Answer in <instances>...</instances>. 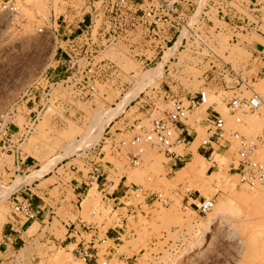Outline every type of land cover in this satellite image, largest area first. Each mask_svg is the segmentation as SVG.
<instances>
[{"label":"rangeland","instance_id":"rangeland-1","mask_svg":"<svg viewBox=\"0 0 264 264\" xmlns=\"http://www.w3.org/2000/svg\"><path fill=\"white\" fill-rule=\"evenodd\" d=\"M9 1L0 0V264H91L75 249L96 232L115 250L108 264H264V186L250 188L240 182L231 165L236 161L234 148H215V163L208 153L206 158L200 155L205 133L198 122L207 117L205 108L187 121L199 137L189 159L176 168H170L164 154L150 149L139 165L131 164V149L121 145L142 134L163 112V93H153V88L194 93L207 85L210 104L226 118L228 129L256 137L264 132V109L246 114L238 124L226 107L235 94L250 96V90H237L233 77L226 79V87L206 79L202 74L208 64L182 61L169 76L158 79L161 67L142 70L112 55L130 76L104 83L82 100L71 87L58 83L47 104L40 103L35 84L41 83L56 44L37 30L45 28L53 10L57 17L67 4L12 0L20 8L16 15L2 9ZM232 35L225 29L217 36L220 55L264 95V25L238 34V42H230ZM40 104L45 105L43 111ZM260 153L264 158V148ZM95 167L103 176L93 182ZM75 185H82L80 196ZM136 186L163 194L168 206L156 198L145 203L125 197L127 188ZM33 193L51 204V214L46 219L38 215L36 221L15 216V204L31 205ZM209 199L213 209L200 213V204ZM66 228L72 238H67ZM119 234L122 241L115 244ZM106 247L97 244L100 264Z\"/></svg>","mask_w":264,"mask_h":264},{"label":"built area","instance_id":"built-area-1","mask_svg":"<svg viewBox=\"0 0 264 264\" xmlns=\"http://www.w3.org/2000/svg\"><path fill=\"white\" fill-rule=\"evenodd\" d=\"M60 1L67 4L65 10L57 17L53 10L45 28L37 30L38 35L48 33L56 44L51 63L39 77L41 83L35 84L40 103L47 104L52 87L58 83L71 87L82 100L96 94L100 85L130 76L132 73L123 70L112 55L124 57L142 70L155 69L164 63L165 77L171 74L173 66H178L179 56L183 54L187 63L208 64L202 76L211 79V82H220L226 87V79L233 77L238 81L237 90L241 91L243 86L250 90V96L239 92L240 95L235 94L226 103L236 123L241 124L246 114L264 109V95L252 89L241 74L225 61L219 53L217 39L225 29L233 33L230 42H238V34L261 29L264 25V0ZM2 9L16 15L20 13L19 6L12 0ZM216 21L221 26H217ZM170 51L172 55L165 61ZM186 76L191 75L187 73ZM261 78L264 80V70ZM54 79L60 81L52 83ZM152 90L153 93H163L165 108L142 134L122 142V146L127 145L131 149L127 154L131 164L139 165L147 149L164 154L171 169L186 163L191 154L190 148L199 137L197 130L187 121L194 111L205 108L207 117L198 122L205 133L198 152L203 150L212 160L215 148L227 152L234 148L236 161L231 165L240 182L250 188L264 186V158L260 157V150L264 148V132L256 137H246L237 130H229L226 118L216 111L214 104H210L211 88L207 85L194 93H180L171 88ZM39 108L43 111L45 105L40 104ZM155 110L160 109L155 106ZM212 162L215 163L214 160ZM93 173V182L103 176L98 167ZM126 196L145 203L156 198L164 206L169 204L163 194L149 193L143 186L128 187ZM214 205L213 200H205L200 204L199 211L207 214ZM14 214L29 221L39 219V214L25 202L15 204ZM76 235L82 237L83 233L76 232ZM92 237L90 242L82 238L76 243V253L86 263L100 264L97 244L105 245V261L101 264H108L114 248L107 238H101L97 232ZM121 241L120 234L113 240L115 244Z\"/></svg>","mask_w":264,"mask_h":264},{"label":"crops","instance_id":"crops-1","mask_svg":"<svg viewBox=\"0 0 264 264\" xmlns=\"http://www.w3.org/2000/svg\"><path fill=\"white\" fill-rule=\"evenodd\" d=\"M201 156L205 157L206 158V155H208L206 152H203L202 154L200 153ZM86 184V183H85ZM38 185L35 184L34 187H37ZM82 185L80 186H77L75 185L74 186V192L76 193V196H80L82 193L81 192H78L80 190ZM32 188V189H35V188ZM123 189V188H122ZM27 191H30V188H26ZM25 191V190H24ZM24 191H22L24 193ZM21 195V194H20ZM33 196L35 195V199L33 200V202L31 203L32 205V208L39 214L41 215V217L43 218H47L49 216V214H51V204L47 203L39 194H35L33 193L32 194ZM31 195V196H32ZM26 200H30V199H26ZM44 219V220H45ZM63 222V221H62ZM73 224V223H72ZM68 224H64V226L67 227ZM71 227V224H69V228ZM69 228H66L67 229V232H68V237L67 238H72V234L69 233ZM14 230V229H11V231ZM16 231V230H15ZM11 234V233H10ZM8 238V237H7Z\"/></svg>","mask_w":264,"mask_h":264},{"label":"bare ground","instance_id":"bare-ground-1","mask_svg":"<svg viewBox=\"0 0 264 264\" xmlns=\"http://www.w3.org/2000/svg\"><path fill=\"white\" fill-rule=\"evenodd\" d=\"M172 55V52L170 51L169 53H167L166 54V57H165V61H167V59L170 57ZM185 59H184V57H180V62H182V61H184ZM163 65H164V63H162L161 65H159L157 68H155V69H151V71H153V70H157V69H159L160 67H161V71L157 74V76L161 73V75L159 76V78L158 79H161L162 77H163V74H164V68H163ZM150 71V70H149ZM148 72V71H147ZM146 72H144V73H140V74H138V76H143L144 74H145ZM154 75V74H153ZM153 75H151V76H153ZM135 76H137V74L135 73V75L133 76V77H135ZM174 76H176V75H174ZM150 77V76H149ZM152 78V77H151ZM128 104V103H127ZM123 107V106H122ZM114 110V109H113ZM116 117H117V115H115ZM245 117V116H244ZM111 118V119H110ZM109 119H107V120H109V123L113 120V116L112 117H110ZM108 123V124H109ZM107 125V124H106ZM93 132V131H92ZM219 213V212H218Z\"/></svg>","mask_w":264,"mask_h":264}]
</instances>
